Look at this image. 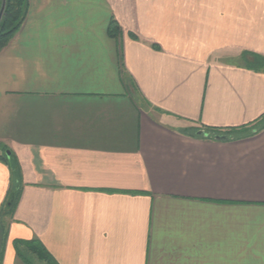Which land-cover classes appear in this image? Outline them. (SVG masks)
I'll list each match as a JSON object with an SVG mask.
<instances>
[{
    "label": "crops",
    "instance_id": "crops-1",
    "mask_svg": "<svg viewBox=\"0 0 264 264\" xmlns=\"http://www.w3.org/2000/svg\"><path fill=\"white\" fill-rule=\"evenodd\" d=\"M251 55L264 0H28L0 51V144L20 174L0 264L34 240L56 264H264ZM9 187L0 159V213Z\"/></svg>",
    "mask_w": 264,
    "mask_h": 264
},
{
    "label": "trees",
    "instance_id": "trees-1",
    "mask_svg": "<svg viewBox=\"0 0 264 264\" xmlns=\"http://www.w3.org/2000/svg\"><path fill=\"white\" fill-rule=\"evenodd\" d=\"M2 0H0V8H1ZM28 10V0H6L4 12L2 18L0 20V51L8 45V43L15 37L16 33L20 30L26 14ZM116 26L112 22L110 28L108 30L109 34L115 37ZM251 59L249 60L250 65H254L257 67L264 66V58L259 56L251 55ZM248 61V59L246 58ZM0 151H2V155H0V159L4 161L10 170V187L8 190V194L4 203V206L1 210L0 215L2 214H11L15 209L19 197L20 191L18 186L19 181V170L17 169L16 162L12 155L6 156L5 152L7 149L0 144ZM10 204V205H8ZM20 245L24 248L26 254H23L20 251ZM16 253L18 258L24 264H32L29 261L25 260L23 256L30 255L35 256L38 261L44 262L46 264H56L51 256L47 253L44 247L38 241H29V242H16L15 245ZM28 253V254H27ZM1 254V253H0ZM1 258V255H0Z\"/></svg>",
    "mask_w": 264,
    "mask_h": 264
},
{
    "label": "water",
    "instance_id": "water-1",
    "mask_svg": "<svg viewBox=\"0 0 264 264\" xmlns=\"http://www.w3.org/2000/svg\"><path fill=\"white\" fill-rule=\"evenodd\" d=\"M5 4H6V0H2V4H1V8H0V20L2 18L3 12H4ZM199 134L204 135L203 132H200ZM5 154H6V156H9L8 151ZM8 205H10V204H8Z\"/></svg>",
    "mask_w": 264,
    "mask_h": 264
},
{
    "label": "rangeland",
    "instance_id": "rangeland-1",
    "mask_svg": "<svg viewBox=\"0 0 264 264\" xmlns=\"http://www.w3.org/2000/svg\"><path fill=\"white\" fill-rule=\"evenodd\" d=\"M5 153H6V152H5ZM20 251H21L23 254H26L25 250H21V249H20ZM27 254H28V253H27ZM30 256H31V255H30V253H29L28 256H23V257L25 258V260L29 261L30 263L35 264V261H33V258H31ZM21 262H22V261H21ZM22 264H24V263L22 262Z\"/></svg>",
    "mask_w": 264,
    "mask_h": 264
}]
</instances>
